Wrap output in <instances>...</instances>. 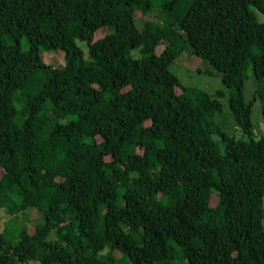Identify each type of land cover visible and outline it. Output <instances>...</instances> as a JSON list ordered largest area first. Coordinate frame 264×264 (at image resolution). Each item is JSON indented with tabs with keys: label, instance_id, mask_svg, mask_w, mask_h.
<instances>
[{
	"label": "trees",
	"instance_id": "trees-1",
	"mask_svg": "<svg viewBox=\"0 0 264 264\" xmlns=\"http://www.w3.org/2000/svg\"><path fill=\"white\" fill-rule=\"evenodd\" d=\"M258 13L264 0H0V264H264V135L245 94L251 70L264 104ZM185 53L222 76L241 139L215 123L222 91L170 71ZM28 210L42 222L20 228Z\"/></svg>",
	"mask_w": 264,
	"mask_h": 264
},
{
	"label": "rangeland",
	"instance_id": "rangeland-1",
	"mask_svg": "<svg viewBox=\"0 0 264 264\" xmlns=\"http://www.w3.org/2000/svg\"><path fill=\"white\" fill-rule=\"evenodd\" d=\"M161 12L158 10H154L153 12L143 16L141 13L136 14V25L140 29L143 25L149 21L154 22H161L163 16H161ZM259 21H264V16L258 13ZM108 31L103 29L98 32L96 35V39L103 38ZM77 45L81 47L88 57V47L84 42L77 41ZM164 50L163 45L158 47L157 54H160ZM139 52H133L135 56ZM45 62L47 64H51L55 67H62L65 64V55L63 52H52L46 53ZM212 70L211 75H207L206 71ZM170 71L176 75L181 83L187 87H193L201 89L210 95H215L218 91H222L224 93V97L220 99V102L223 105V113L215 119V123L227 134L235 136L237 139H241L243 137V133L241 129H237L234 118L232 116L231 108L229 105L231 91L228 89L224 83L222 76L208 64L203 62L202 60L190 56L188 53L180 56L176 62L170 67ZM256 91V84L255 80L252 75V71L249 70L246 74V82H245V94H246V101L251 103L252 105V122L255 129V136L257 138L264 135V104H262L259 100L254 99ZM181 94V91H178ZM71 120L70 118L61 119L60 121L66 123L67 121ZM217 137V136H216ZM1 177V171H0ZM153 201L156 203V197H154ZM109 210L111 211V204H109ZM10 219V216L6 215L4 211H0V233L3 232L7 226V223ZM42 222V217L40 214L35 210H28L24 215H21L18 221V226L20 228L27 227L32 229L36 227L38 224ZM169 249L179 255L181 258V252L174 247H169ZM117 257H120V254H116ZM179 262L181 264H186V260L180 259Z\"/></svg>",
	"mask_w": 264,
	"mask_h": 264
}]
</instances>
